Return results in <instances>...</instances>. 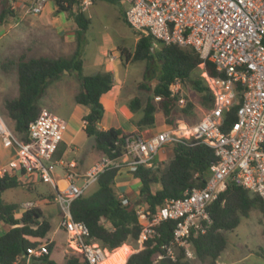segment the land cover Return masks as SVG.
I'll use <instances>...</instances> for the list:
<instances>
[{
  "label": "built area",
  "instance_id": "obj_1",
  "mask_svg": "<svg viewBox=\"0 0 264 264\" xmlns=\"http://www.w3.org/2000/svg\"><path fill=\"white\" fill-rule=\"evenodd\" d=\"M82 10L92 0H77ZM126 4L125 20L139 33L154 41L193 47L211 62L220 75L199 72L212 96V103L192 126L178 125L150 135L128 132L121 137L122 154L115 158L102 155L85 171L77 170L74 160L54 159L63 139L66 121L46 107H40L20 138L0 113V140L14 155L0 166V177H16L28 186L35 181L48 183L59 207L58 226L67 234L70 245L82 252L87 264H103L109 253L83 221L74 220L71 202L95 185L100 173L117 168L133 171L138 165L157 169V152L182 138L201 139L213 149L218 160L209 167L203 187L188 189L181 198H170L151 212L147 205L135 206L142 226L136 248H142L155 233V226L173 220L172 238L161 245L153 264L163 256L176 260L182 252L186 260L194 256L192 238L205 233L212 224L208 206L228 184L238 185L264 200V0H118ZM49 0H10L11 9L39 15ZM180 79L170 84L171 95L179 106L186 104L180 93ZM156 96L155 99H159ZM235 108L236 118L223 129L227 113ZM59 168L62 174L56 169ZM62 181L60 183L59 181ZM123 197V196H121ZM37 206L24 201L21 211ZM47 253L46 244L28 247L11 264H31Z\"/></svg>",
  "mask_w": 264,
  "mask_h": 264
},
{
  "label": "trees",
  "instance_id": "obj_2",
  "mask_svg": "<svg viewBox=\"0 0 264 264\" xmlns=\"http://www.w3.org/2000/svg\"><path fill=\"white\" fill-rule=\"evenodd\" d=\"M54 3L56 13L67 11L76 24L75 50L70 56L32 57L22 53L16 59L7 58L3 68L7 70L9 65L15 66L18 93L4 99L0 113L11 121L15 133L25 139L28 123L35 118L40 109L38 101L41 94L50 81L60 78L64 70H67L76 77L80 86L74 101L89 107V112L83 116L86 134L93 137L94 146L100 155L106 154L112 158L120 156L123 151L121 137L128 132L116 127L108 129L96 127L104 112L101 97L112 88L113 74L110 71L88 75L82 72V41L90 19L77 0H54ZM5 5L6 0H2L0 22L12 12ZM123 18L125 20L124 16ZM154 42L150 35L140 33L133 52L120 49L123 53V62L151 59ZM159 43L160 49L155 52L161 62L157 82L153 87L147 85L149 80L145 76L149 72V67L146 66L145 79L139 83V87L150 91L151 95L144 104L138 96L133 97L128 104L131 111L142 110V115L136 122L141 129L154 125L157 110L163 114L165 123L171 127L177 126L178 97L171 95L170 91V84L177 78L182 82L189 80L209 109L212 96L202 77L200 75L193 77V74L201 70L212 76L221 74L207 60L200 65L203 59L193 47ZM156 96L160 98L154 101ZM235 111L233 108L227 113L223 129L228 130L235 121ZM172 145L173 156L165 167L152 169L138 165L135 170L130 171L140 180L139 196L151 212L165 199L181 198L188 189L203 187L209 176V167L218 160L213 149L201 139L182 138ZM117 174V168L103 171L94 187L75 198L70 204L73 219L83 221L89 228L91 236L103 247L113 250L112 252L119 251L124 243L134 242L142 231L135 210L137 201L119 197L113 188ZM152 184H159L160 188L152 191ZM21 185L16 177H0V221L9 226L6 231L0 233V264H11L14 258L25 253L28 247L43 244H46L47 253L34 259L42 260V264H87L82 252L70 245L64 229L60 228L53 237L50 236L52 223L42 208L35 206L21 211L18 216L15 215L19 204L4 201L2 193L8 188ZM48 197L52 198L53 195L50 194ZM253 208L262 214L264 231V200L238 185L228 184L208 206L212 219L211 226L205 233L192 238L197 257L203 261L210 259L208 264H216L215 260L227 245L224 232L233 230L241 217H247ZM174 226L173 220L163 221L155 226V233L144 241L142 248L129 255L125 264H153L155 255L163 252L161 245L172 238ZM157 264H188V260L179 252L175 261L163 256Z\"/></svg>",
  "mask_w": 264,
  "mask_h": 264
},
{
  "label": "rangeland",
  "instance_id": "obj_3",
  "mask_svg": "<svg viewBox=\"0 0 264 264\" xmlns=\"http://www.w3.org/2000/svg\"><path fill=\"white\" fill-rule=\"evenodd\" d=\"M5 6L12 12L7 14L0 22V110L3 108L5 98L15 96L18 93L15 66L9 65L7 70L3 68V64L7 58L12 57L16 59L22 53L32 57L38 55L50 57L70 56L73 53L72 50H75L76 47V38L75 42H67L64 41V35L58 36V29L69 30L68 26L71 24L70 20L72 21V18L67 11L56 13L54 0H49L45 12L51 9L53 16H58L62 13L65 17L64 21L68 20V24L59 26L55 23H50L49 18H51V14L45 17L41 15L42 13L32 15L24 14L18 8L13 10L10 7V0H6ZM1 7L2 0H0V9ZM126 7V4L119 1L92 0L91 4L84 10L86 16L90 19V23L82 41L81 54H84L85 60L84 69L82 70L84 73L88 72L90 68L101 66L99 63L101 58H109L115 51H120L123 66L120 69L119 77L123 79V96L125 97L123 104L128 106L129 101L135 96L140 97L142 104L145 103L151 92L141 89L139 83L144 81L145 69L148 66L149 72L145 77L149 80L147 85L153 87L157 82L156 78L161 69V62L155 54L160 49V43L157 41L153 43V57L151 59L123 62V53L120 49L124 48L130 53L133 52L137 39L140 36V33L129 26L123 18ZM104 51L106 52L105 55H103ZM198 76V71L193 74V77ZM73 79L64 84V90L61 91L59 97L50 95L44 91L39 98V106L44 105L60 116L67 117L75 105L73 95L78 89L77 80L74 77ZM180 93L179 96L182 95L187 102L184 106H178L177 108V126L185 124L189 127L201 118L209 106L202 102L201 95L194 90L189 80L180 83ZM154 101L157 100L154 99ZM107 111H109L108 119L112 121V115L108 108ZM131 115L132 119L136 120L142 115V110L131 111ZM3 118L7 125L12 128L11 121L6 117ZM119 121L121 123L125 121L122 115H119ZM161 123L163 124V128L171 127V125L165 123L161 111L157 110L155 112L154 125L148 127L152 131L151 133L156 132ZM143 134L148 135L150 133L145 132ZM167 146L169 144L165 147ZM56 170L62 174L59 168ZM154 186L157 187L158 185L154 184ZM39 191H49L48 185L38 182L32 191L23 186L8 188L2 193V199L6 202H16L18 204H21L20 202L26 199H33L37 201V206L43 209L45 206L41 200L44 196L37 195ZM138 198L137 204L144 205L145 202L141 200V197L139 196ZM131 200L133 199L131 198ZM57 206L58 204H50L45 211V214L48 215L53 225L56 224V215L53 211L57 209ZM7 227L8 225H5V228ZM224 233L227 239L225 249H235L234 258H240V261L236 264H264V258L259 256L264 251V231L262 214L258 209H251L247 217H241L240 222L233 230L225 231ZM128 244L131 246V250L136 248L133 241H130ZM128 244H122L120 250H117L118 252L111 251L108 256L111 258H124L130 249ZM248 250H252V254L244 255Z\"/></svg>",
  "mask_w": 264,
  "mask_h": 264
},
{
  "label": "crops",
  "instance_id": "obj_4",
  "mask_svg": "<svg viewBox=\"0 0 264 264\" xmlns=\"http://www.w3.org/2000/svg\"><path fill=\"white\" fill-rule=\"evenodd\" d=\"M50 14H51V9L47 12H45L44 10L41 15L48 17ZM64 20H65V17L62 15V13H60V15L58 16H53L51 14V18H49L50 23L52 24L55 23L56 25H59V26L68 24L67 22L68 20H66L67 23ZM70 22L71 24H69L68 26L69 30H64V29L59 30L58 29V36L61 37L62 35H64L65 36L64 41L75 42V38H76L75 32H76L77 27L73 20L72 21L70 20ZM72 51H74V49ZM103 53H104L103 55H105L106 52L104 51ZM83 55L84 54H81L82 70L84 69V65H85V60H84ZM99 63L101 66L90 68L88 72H84L83 74H87V75L95 74L101 71H110L113 74L114 83H113L112 88L106 93H104L101 97V101L104 106L103 116L99 121L101 128L108 129L110 127H116V128H121L125 132H138L141 134L145 132H149L150 134L155 133V132L151 133L152 131L149 128H146V129L139 128L136 124L139 118H137L136 120H133L132 115H131V110L129 109L128 106H126V104H123V102L125 101V97L123 96V79L122 77H119L120 69L123 66L121 62L120 51H115V53H113V55L109 58H104V59L101 58ZM73 77L76 78L72 73L64 72V74L60 78L52 80L48 83V85L46 86L44 90L45 93H49L50 95L59 97L61 94V91L64 90L63 88L64 84H66V82H68L70 79L74 80ZM77 84H78V89L75 92V94L80 89L78 81H77ZM75 94L73 95V100H74ZM41 107H45V106L43 105ZM107 108L108 110H110V114L112 115V121H109L108 119L109 111H107ZM88 112H89V107L87 105L75 102V105L73 106V108L71 109V112L69 113L67 117L60 116L59 114L56 113L57 115H59L66 121L67 126L64 132V135H63V139L60 141L58 148L54 153L53 158L57 160L64 159L66 161L74 160L77 164V170L81 172L85 171L90 165L95 163L102 156L99 154V152L96 150L94 146L93 137L88 136L84 130L85 121L83 120V116L86 115ZM119 115L123 116L125 120L124 122L121 123L119 121ZM162 126L163 124L161 123L157 131L168 129L170 127L169 126V127L163 128ZM13 155H14V152L9 148L3 147L1 140H0V166L5 164L9 159H11ZM172 156H173V145L169 144V146L164 147L157 152L155 156V160H157L160 163V167L163 168L167 165L168 161L172 158ZM38 182L39 181H35L34 183H31L28 186H24V185H21V186L27 187L28 190L32 191L35 189V185ZM59 182L62 183L61 180ZM45 184L48 185L50 192L49 191L37 192V195L44 196L43 199L41 200L42 204H44L45 206L43 207L44 213L46 211V208L49 207L50 204L57 205L56 200H55V192L53 188L51 187L50 184L48 183H45ZM156 185L158 186L156 187L154 186V184L151 185L152 191H155L158 188H160L159 184H156ZM93 187L94 185L90 188V190ZM140 187H141L140 180L138 178H135L129 170L122 169L118 171V174L115 178V182L113 184V188L119 197L123 196L128 199L132 198L133 200L137 201L139 199L138 197L140 193ZM50 194L53 195L52 198L48 197V195ZM28 200L35 201L33 199H26L24 201H28ZM35 202L37 203V201ZM19 207H20V204H19ZM19 211L21 213V210ZM19 211L17 209L15 213L16 216L20 215ZM53 212L56 215V224L53 225L51 221L52 223V231L50 233L51 237H53V235L57 233L60 229V227L58 226V220H59L58 206H57V209H54ZM5 225L7 224L0 221V233L8 229L9 226L5 228ZM129 252H130V249H129ZM234 252H235V249H228V250L224 249L220 253V255L217 257V259L215 260V263L216 264H236L237 262L240 261V258H237V257L234 258V254H235ZM251 254H252V250H248L247 253L244 255L247 256ZM127 255L124 256V259H126ZM259 256H262L264 258V251L261 252ZM116 260H117V257L111 258L107 264H117ZM209 262H210V259H207L204 261L199 259L197 255L195 254V252H194V256L188 260V264H208ZM31 264H42V263L39 262L38 260H33ZM118 264H121V262Z\"/></svg>",
  "mask_w": 264,
  "mask_h": 264
},
{
  "label": "bare ground",
  "instance_id": "obj_5",
  "mask_svg": "<svg viewBox=\"0 0 264 264\" xmlns=\"http://www.w3.org/2000/svg\"><path fill=\"white\" fill-rule=\"evenodd\" d=\"M111 257L108 256L107 259L105 260V262L103 264H107L110 261ZM117 264L121 262V264L124 263L125 259L124 258H117Z\"/></svg>",
  "mask_w": 264,
  "mask_h": 264
},
{
  "label": "water",
  "instance_id": "obj_6",
  "mask_svg": "<svg viewBox=\"0 0 264 264\" xmlns=\"http://www.w3.org/2000/svg\"><path fill=\"white\" fill-rule=\"evenodd\" d=\"M64 72H67V70H64ZM96 127L99 128V129L101 128V125H100L99 122L97 123ZM38 261H39V262H42V260H38Z\"/></svg>",
  "mask_w": 264,
  "mask_h": 264
}]
</instances>
